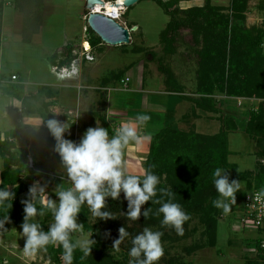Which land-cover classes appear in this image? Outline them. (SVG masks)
I'll list each match as a JSON object with an SVG mask.
<instances>
[{"label": "trees", "instance_id": "16d2710c", "mask_svg": "<svg viewBox=\"0 0 264 264\" xmlns=\"http://www.w3.org/2000/svg\"><path fill=\"white\" fill-rule=\"evenodd\" d=\"M152 1L168 16L165 26L159 32L162 55L157 56L152 49L135 44L132 40L129 43L131 45L129 51L143 54L146 57L145 60L157 61V70L162 75L164 90L169 92L178 94L186 92L183 83L179 81L172 66L167 62L178 53L177 49L181 44L188 49L182 53L185 56L187 54L188 61L183 60L189 62L190 59H193L196 67L194 71L195 87L191 91L192 96L183 94V98L193 104V111L185 113L181 118L184 122L191 119L190 127L182 130L176 128L171 121H166L152 133L148 152L144 159V167H151L160 177L161 183L158 187L173 188L175 202L182 206L190 219L183 226V235H177V233H172L175 230L171 227L161 226L162 216H154L150 213L149 217H141L139 221L127 219L122 213L126 210V201L121 198L119 201L110 200L107 206L108 210L117 217L116 219L92 225L93 223L88 218L90 213L84 206L79 215V222L84 224V230L87 232L92 231L93 228L97 244L92 249L91 255L84 259H81L82 253L75 252L74 264H126L129 259L128 250L132 246L130 239L125 240L119 246L124 252L122 261L115 259L114 255L108 251L113 249V240L117 238L118 229L121 226H124L131 235L142 231L144 227H156L163 233L161 238L177 242L196 234L201 227L198 240L184 246L182 251L185 255H192L205 247H214L217 242L218 219L224 211L214 207L211 203L218 195L213 186V170L217 167L228 169L231 178L243 181L252 190H259L264 185V48L262 46L264 44V0H257L254 5L257 12L262 14L261 23L251 25L246 24L250 0H228L226 3L200 0L202 2L200 5L194 4L186 8H181L179 3L192 0ZM14 6L18 12L32 19L24 24L22 32V40L30 42L32 35L38 33L42 22L43 0H14ZM31 7H36V9L33 11ZM129 8L130 6L121 16L126 15ZM29 9L32 12H27ZM125 25L131 30L135 24L126 23ZM86 33L91 52H102L106 45L101 39L88 26H86ZM132 33L130 32L131 37ZM75 45L77 44L66 43L59 51H55L48 57L50 64L60 67L69 66L72 60L78 56L80 47ZM127 45L121 44L119 47L124 50ZM145 63L144 61V68L146 67ZM129 66L125 68H129ZM124 71L112 70L98 80L99 88L103 89L98 90L102 111L92 113L100 120L101 127L108 129L110 136L114 134L115 126H110L106 119L105 89L115 86L118 80L124 78ZM19 74L17 71L10 73V81L11 75H15L17 78ZM1 81L0 75V83ZM11 87L16 89L13 90V93L17 96L19 95L18 91L22 92L20 83H14ZM39 89H44L50 96L47 97L48 101L41 102L36 110L29 102L31 99L29 94L28 96H18V98L21 106L26 110L24 112L37 114L41 118L42 126L48 131L46 144L50 145L54 142V138L46 125L52 116L49 107L53 105L54 101L51 98L54 93L46 85ZM216 96L250 100L245 117L242 119L235 114L225 112ZM196 109L201 111H196ZM201 112L211 114L212 118L218 120L217 132L207 134L196 130L192 120L198 118ZM90 126L91 121L90 124L84 125V130ZM237 131L248 135L255 143L256 160L251 169L239 170L236 163L229 161L231 151L229 150L228 136ZM69 133L65 134L66 138L79 141L72 132ZM18 137L19 129L13 138L3 137L0 134L2 164L0 181H3L4 185H8L10 191L15 192L12 207L10 209L0 208V216L8 215V221L20 227L23 219L21 201L26 198L28 188L31 186L28 182L34 179V173L27 165H23L27 156L26 150L22 149L19 153L15 150V140ZM3 184H0V187H3ZM22 195L23 197H21ZM145 207H151L155 212L159 205L150 203ZM37 219L44 225L45 230L48 223L51 222V217L47 214L41 215ZM106 230L110 232L109 236L104 235ZM257 232L263 234L261 230ZM262 239L261 236L255 239L256 255L245 264H264V250L260 246ZM60 256L59 248L51 245L48 247L47 257L49 260L62 263ZM158 264H192V262L179 259L175 255H168L166 258L161 257Z\"/></svg>", "mask_w": 264, "mask_h": 264}, {"label": "rangeland", "instance_id": "374dc122", "mask_svg": "<svg viewBox=\"0 0 264 264\" xmlns=\"http://www.w3.org/2000/svg\"><path fill=\"white\" fill-rule=\"evenodd\" d=\"M212 1L216 3H226L228 0ZM110 2H113V0H110ZM188 2L197 5L202 3L201 1H185L181 2L179 5L183 7ZM256 2L257 0L249 1L246 14L247 25L260 24L263 19L262 14L257 12L255 9L254 5ZM85 3L86 0H43L44 15L42 16L39 31L38 33L32 35L30 42H26L22 40L23 26L26 22H28V20L32 19H29L28 16H24L23 13L16 10L14 0H0V75L2 77V81L0 83V114L1 111H5V109H7L9 103L12 104L11 99L14 96L12 92L16 89L14 87L12 88L11 85L13 86L14 83L18 84L20 79L23 80V86L30 88L29 90H31V93H29L31 98L29 102L33 105L34 110L37 109L36 107H38L41 102L48 101L47 97L50 95H47L44 89H39L44 85L48 86L53 91L54 94L52 97L55 98L57 103H65L63 99L67 96L66 91L62 89L63 87H60V84H62L64 79L57 77L54 69L55 67L60 66L51 65L48 57L55 51H59L66 43L77 44L81 47L79 50L83 49L81 46L82 40L85 38V35L87 36V33L84 32V28L85 26H88L87 20L83 19V15H85L88 11L85 7ZM31 8L33 11L36 9V7ZM125 10L126 9H124L123 12ZM27 12L32 11L29 9ZM167 20L168 16L152 0L136 1L130 5L126 15L121 16L119 19L120 22L124 21L128 24L134 23L137 30H130V32H133L131 37L133 43L145 46L147 49H152L153 53L157 56L162 55L159 45V32L163 29ZM106 47L107 48L100 53L98 51L91 52L94 59L91 61H85L86 63L92 64L87 68V70L80 72L81 76L83 75L82 80L86 81L85 77L89 75L90 80H88V83L92 82V84L99 87V78L96 76L99 73L101 76L106 75L112 70H125L124 74H127L129 77L130 87H135L136 83H138L137 86H140L141 81L139 83V80L142 76V72H144V75L146 74V80L144 82L145 89H155V87L160 83V79L157 82H152V76L155 79H157L156 77L162 78V75L157 70L158 63L156 60H145L146 57L141 53H134L130 51L122 53V50H120L121 47L118 45H106ZM185 50L188 49L181 44L177 49L178 53L168 59L167 62H169L172 66L179 78V81L183 83L185 91L190 93H185L184 95L192 96L191 91L195 87L194 71L196 65L194 64L193 59H190L189 62H187V54L186 56L182 54ZM183 59H186L187 61ZM133 61H135V63L126 69V65ZM144 61L146 62L145 68L143 66ZM14 71L19 72L21 78L18 75L15 80L10 81V73H13ZM92 75L97 78L92 80ZM82 83L84 82L82 81ZM121 85L120 80H118L116 82L117 88H122ZM92 89L94 90V87ZM80 90L84 89L80 88ZM111 93L119 92L113 90ZM17 94L20 96L21 92L18 91ZM184 95L182 94L180 96ZM239 100L240 99L232 100L235 107L232 111H227V105L225 104L224 106L220 104V106L225 110V112L235 114L243 119L250 100L242 99V102ZM114 101H116V99H114ZM71 108L72 109L65 108L58 111L60 112V117H62L60 120L54 117V113H52L49 108L50 114L52 115L49 119L55 118L61 122H69L73 124L70 127L69 132H72L77 140L80 139L85 131L84 125L87 123L90 124V121V127H101L100 123L97 125L94 124V121H92L93 116L90 115V111H87L88 116H86V111H81L82 107L77 105ZM10 111H14L16 113L15 109H11ZM14 112H9L7 117H1L0 115V134L2 136L3 134H6L7 137L11 136V138H13L17 129H19V131L22 129V139L20 141H15V150L18 153L22 149L26 150L27 156L23 165H27V167H29L30 162L28 161V157L32 160L31 166H33V168H29L33 170L34 179L29 181L28 184H35L38 187H44L45 192L51 198L55 199L53 193L58 184H63L64 187L70 186L65 183L66 176L63 166L58 154L53 150L55 141L52 144L47 145V129L42 125L39 127L33 126L27 128L30 126V123L26 125L27 127L22 125L23 120L20 122L22 114L16 113L19 117L17 118L15 117ZM182 112L190 113V111H178L177 116H179ZM85 117H89L90 120ZM173 117L174 118L171 119L168 115L167 121L174 123L176 128L185 130L190 127L191 119L184 122L180 116ZM212 117L213 116H211V114L204 113V118H199L198 121L200 126H203L204 122L207 123L206 120L211 121H208L209 127L205 129H198V132L212 134L218 131L219 122ZM97 120L99 121L98 118ZM37 123L38 125L42 124L40 121ZM146 130L150 131L148 133H151L152 127L151 129ZM228 139L229 150L231 151L229 161L236 163L239 170L251 169L256 160L254 154V141L248 135L238 131L230 133ZM147 152L148 151L140 154L139 159H135L136 161L133 160V163L135 164H131L130 166L126 165L127 170L130 173L140 174L142 172V169L145 168L144 159ZM1 167L2 164L0 159V170ZM240 189L241 190L237 191L235 194V205L232 206L229 212H224L218 219L217 242L214 247H205L196 251L192 255L184 254L182 248L198 240L200 236L199 232L201 230V227H199L196 234L178 242L161 238L164 249V255L162 258H166L168 255H175L184 261H191L192 264H245L248 260L254 258L256 255L254 241L260 236L264 237V234H259L257 230L254 229L250 221L246 222V226L242 225L240 216L244 211V195L251 192L252 188H248L243 181H240ZM261 189H264V185ZM21 197H23V195ZM88 218L93 223L90 215ZM152 230L158 231L156 227H152ZM166 230L168 229L166 228ZM19 231L20 227H17L10 221H7L4 226H0V264H49L47 253H39L35 256L25 254L23 250L24 240L20 237ZM87 233L88 232L85 231V234ZM172 235L174 236V234ZM77 236H74L73 238L75 239ZM108 251L114 255L115 259L121 261L124 259V252L120 248L119 251H116L114 248ZM51 264L62 263L51 261Z\"/></svg>", "mask_w": 264, "mask_h": 264}, {"label": "clouds", "instance_id": "9594fccd", "mask_svg": "<svg viewBox=\"0 0 264 264\" xmlns=\"http://www.w3.org/2000/svg\"><path fill=\"white\" fill-rule=\"evenodd\" d=\"M150 118L147 114H139L134 120L122 122L111 136L104 127H88L78 142L65 136L69 133L70 123L55 118L47 121L46 126L55 141L53 150L63 166L65 183L70 186L58 184L53 193L55 199L45 192L44 187L29 186L26 198L21 201L23 219L19 231L26 255L47 253L51 245L60 249L62 264H74V253L77 251L82 253L81 259L90 256L97 240L93 228L85 234L84 224L79 222L82 208L87 207L92 225L114 220L117 217L108 210V202L121 198L126 201V210L122 213L127 219L139 221L141 217H149L150 213L162 216L161 226L171 227L177 235H183V226L190 216L175 202L173 188L158 187L160 177L151 167L142 169L140 174H133L127 170L124 161L129 145L139 144L143 139L137 131L138 126ZM212 175L218 195L211 203L227 213L235 205V194L241 190L240 181L231 178L228 169L221 167L215 168ZM259 195L264 197V191ZM14 198L15 192L3 184L0 187V208L10 209ZM150 203L159 205L155 212L151 207H145ZM46 214L50 215L51 223L45 230L37 217ZM8 219V215L0 216V226H4ZM104 235L109 236L110 232L106 230ZM162 235L161 231H153L150 227L131 235L121 226L112 247L119 251V246L130 239L132 246L128 250L127 264H158L164 255ZM74 236L77 238L74 239Z\"/></svg>", "mask_w": 264, "mask_h": 264}, {"label": "crops", "instance_id": "0c3cea01", "mask_svg": "<svg viewBox=\"0 0 264 264\" xmlns=\"http://www.w3.org/2000/svg\"><path fill=\"white\" fill-rule=\"evenodd\" d=\"M192 1L198 2L200 0H192ZM182 2H185V1H182ZM191 5H194V3L188 2L183 7H181L180 5L179 6L181 8H186ZM121 23H124V25L126 24L124 21H122ZM130 42H131V36H130ZM129 43L124 50L120 49L122 50V53L129 51V48L131 46L129 45ZM106 48L107 47H105L103 51ZM133 63H135V61L129 63L126 66H129V65L132 66ZM91 64L92 63H86L85 60L82 61L79 66V74L75 78H72V79L68 78L62 81V84H60V87H63L62 89L66 91V95H67L65 96L66 98L63 99L65 103H57L55 98L52 97L51 100H55V101L53 102V105L49 107L52 113H54L53 115L55 118L59 120L61 118L60 112L58 111H61L65 108L72 109L71 107H75L78 105L82 107L81 111H86V116H88L87 114L90 111L91 114L90 113L89 114L93 116L92 121H94L95 125L100 123V120L99 121L97 120L98 117L92 113L94 111H102L100 96H98L99 95L98 89L100 88L92 84V82L88 83V80H90L89 75L85 77L86 81L82 80L83 75L81 76V73H80V72H83V70H87V68L90 67ZM92 76H93L92 80H94L97 77L100 78L101 76H104V75L100 76V73H99L98 75H96L97 76L96 78L94 77V75ZM124 76L128 77L127 74H124ZM145 76L146 74L144 75V72H142V76L140 77V80H139V83L141 81L140 86H137L138 83H136L135 87H130L129 86L130 80H129L127 88H123V87L117 88L115 84V87L112 86V87H108L105 89L106 90V103H105L106 119L110 126H120L122 122H125L128 120H134V118L139 114H147L151 117L148 122L138 126L137 128L138 133L141 135V137H143L141 142L139 144H135V143L130 144L129 147L125 150L124 161L127 166H130L131 164H135L133 163L134 162L133 160L139 159L140 154L148 151L150 135L154 133L155 130H157L167 121L168 115H169V118L171 119L174 118L173 116L175 117L180 116L181 118L185 112H182L181 114H179V116H177L178 111H193L192 110L193 104L188 99L183 98V96H180L182 95L181 93L180 95H178V93L169 92V91L164 90L162 78L156 77L157 79H155L152 76V82L153 81L157 82L160 79L159 80L160 83L155 87V89L153 88L152 90L145 89L144 88V82L146 80ZM19 77L21 78V76ZM82 81L84 83H82ZM18 83L22 85V89L24 88L20 94V97L24 95L27 96L29 93H31V90H29L30 88L23 86L24 83L22 79H20ZM93 87H94V90L92 89ZM80 88L81 89L83 88L84 90H80ZM113 90H116L119 93H111V91ZM185 93L188 94L189 92H184L183 94ZM12 94L14 95L13 96L14 98L12 97L11 99L12 104L9 103V105L7 106V109H5V111H1V114H0L1 117H7L9 115V112L10 113L14 112L10 110L15 109L16 113L22 114V116L20 117V122H22L23 120V124L21 123L22 125L26 126L30 123L29 127L26 126L27 128H30L33 126L39 127L40 125H42V124L38 125L37 123L39 121L40 123H42L41 118L37 117L38 116L37 114L24 112L26 110H24V108L21 106L18 96L15 95L13 92ZM216 98L219 100V103H221L222 106H224V104L227 105V111H232L235 109L234 103L232 102L233 99H240L239 101H241L242 99H245V98H235V97H225V96H216ZM114 99H116V101H114ZM196 111H201V110L196 109ZM16 113L14 112L15 117L19 118L18 114ZM85 118L90 120L89 117H85ZM199 118H204V113L201 112L198 118H193L194 119L193 123L197 131L198 129H205L209 127L208 121H211V120H206L207 123L204 122L203 126H200L199 125L200 123L198 121ZM69 120H70V117H69ZM151 127H152V132L148 133L150 131H147L146 129H151ZM22 135H23V132L21 129L19 131V137L16 140L20 141L22 139ZM3 137H7L6 134H3ZM8 138H11V136Z\"/></svg>", "mask_w": 264, "mask_h": 264}, {"label": "built area", "instance_id": "2783aa9c", "mask_svg": "<svg viewBox=\"0 0 264 264\" xmlns=\"http://www.w3.org/2000/svg\"><path fill=\"white\" fill-rule=\"evenodd\" d=\"M109 2V1H107ZM124 8H120L118 12L113 14L106 13L104 7H100L99 9H95L93 11L108 14V16H111L112 18L119 20ZM88 12L83 15V19L87 20ZM84 32L86 33V26L84 28ZM84 42L88 43V47L84 46ZM83 49L78 50V57L72 60V62L69 64V66H61V67H55V72L57 77L60 79H68V78H75L79 74V66L82 60L91 61L94 59L93 54L91 53V48L89 45V42L87 41V36L85 35V38L82 40L81 44ZM264 48V44H262ZM16 76L11 75V80H15ZM121 86L123 88L128 87L129 78L124 77L120 80ZM119 127L115 126V129H118ZM28 161L30 162L29 167L33 168L31 166L32 160L28 157ZM264 191V189L261 190H252L251 192H248L244 195V211L242 215L240 216V221L243 226H246V222L250 221L252 226L255 230H261L264 234V197H261L259 194ZM261 248L264 250V237L261 240L260 244Z\"/></svg>", "mask_w": 264, "mask_h": 264}, {"label": "water", "instance_id": "95a60500", "mask_svg": "<svg viewBox=\"0 0 264 264\" xmlns=\"http://www.w3.org/2000/svg\"><path fill=\"white\" fill-rule=\"evenodd\" d=\"M138 0H122L121 8L126 9ZM117 4L116 1H114ZM96 4L104 7V0H86L85 7L88 10V27L101 39V41L110 46L128 44L130 42V30L118 20L104 13L93 11ZM133 26L131 30H135Z\"/></svg>", "mask_w": 264, "mask_h": 264}, {"label": "bare ground", "instance_id": "6f19581e", "mask_svg": "<svg viewBox=\"0 0 264 264\" xmlns=\"http://www.w3.org/2000/svg\"><path fill=\"white\" fill-rule=\"evenodd\" d=\"M114 1H116V0H114ZM114 1L113 2H105V5H104V9H105V11H106V13H108V14H115L116 12H118L119 11V9L121 8L120 7V5H121V3H122V0H117L116 2H117V4H115L114 3ZM100 7H102V5H100V4H96L95 5V9H99ZM107 14V15H108ZM84 46L85 47H88V43H86V42H84Z\"/></svg>", "mask_w": 264, "mask_h": 264}]
</instances>
